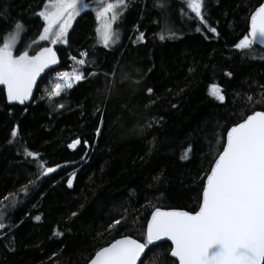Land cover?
<instances>
[{
    "label": "trees",
    "instance_id": "obj_1",
    "mask_svg": "<svg viewBox=\"0 0 264 264\" xmlns=\"http://www.w3.org/2000/svg\"><path fill=\"white\" fill-rule=\"evenodd\" d=\"M46 1L0 0V46L18 22L15 54L47 45H33ZM261 2L201 0V19L188 0H127L105 47L100 0H86L31 103L9 105L0 88V264H87L119 237L143 242L155 208H198L227 129L264 111V50L235 47ZM60 72L84 79L51 95ZM169 250L146 264H177Z\"/></svg>",
    "mask_w": 264,
    "mask_h": 264
},
{
    "label": "snow or ice",
    "instance_id": "obj_2",
    "mask_svg": "<svg viewBox=\"0 0 264 264\" xmlns=\"http://www.w3.org/2000/svg\"><path fill=\"white\" fill-rule=\"evenodd\" d=\"M100 5L96 13L98 19L112 13L103 31L107 47L114 36L112 22L118 17L115 10L126 7L127 0L106 4L100 0ZM82 7H86V0L83 4L81 0H48L44 10L38 13L45 21L39 39L48 40L53 25L63 20L51 42L64 40L70 21ZM188 7L203 19L201 0H188ZM15 27L19 32L22 25L18 22ZM17 34L6 38L0 46V84L5 86L9 101L22 104L31 95L36 78L50 64H56L57 58L56 53L47 47L34 56L27 52L14 56ZM160 38L164 39L163 36ZM257 42L264 45V4L251 14L250 31L235 47L249 49ZM82 79V74L73 73L64 84H56L51 95L59 96L63 87L70 88L72 81ZM148 91L151 93L152 90ZM210 95L221 102L225 99L220 87L215 84L210 85ZM248 101L251 102L252 97H248ZM16 136L17 131L13 129L12 137ZM79 143V140H74L68 147L74 148ZM26 154L38 159L37 154ZM53 171V168H46V173ZM71 183L70 180V187ZM39 219L36 217V220ZM119 223L120 220H114L109 227ZM3 227L0 222V228ZM164 238L171 241L170 256L176 258L179 264H264V111H253L242 122L228 129L223 151L203 182L198 211H161L156 208L148 221L143 242L124 236L97 250L89 264H146L150 256L156 255L152 250L158 247L157 242Z\"/></svg>",
    "mask_w": 264,
    "mask_h": 264
},
{
    "label": "water",
    "instance_id": "obj_3",
    "mask_svg": "<svg viewBox=\"0 0 264 264\" xmlns=\"http://www.w3.org/2000/svg\"><path fill=\"white\" fill-rule=\"evenodd\" d=\"M261 4H264V0H262V2H261L256 8H258ZM256 8L250 13L249 18H248V30H249V31H250V17H251V14L256 10ZM248 33H249V32H248ZM255 44L258 45L261 49L264 50V45H261L259 42L255 43ZM45 47H47V48H51V49L56 53L57 63L54 64V65H53V64H50L49 67L45 68L44 71H43V72H42V73L36 78V83L33 85L32 93H31V95L28 97V99H26V100L24 101V103L21 104V103L18 102V101H9L8 96H7V90H6L5 86L2 85V84H0V88L3 89V91H4V96H5V99H6V102H7L9 105H20V106H24V105H28L29 103H31V101H32V99H33V96H34V93H35V90H36V87H37V85H38L39 80H40L44 75L48 74L49 72H51V71H53V70H55V69H57V68L59 67V65H60V59H59V56H58L57 51H56V49H55V47H54L53 44L44 45V46L40 47L37 51H35L34 53H32V54H30V53H28V52H27V53H28L30 56H34V55H36L38 52H40L42 48H45ZM22 53H23V52H22ZM20 54H21V53H19V54H15V52H13V55H14V56H18V55H20ZM251 114H252V113H251ZM249 115H250V114H249ZM246 117H247V116H246ZM244 119H246V118H244ZM242 121H243V120H241L240 122H242ZM238 123H239V122H238ZM233 126H235V125L230 126L228 129H230V128L233 127ZM228 129H227V131H228ZM227 131H226V133H225L224 143H226V139H227ZM222 151H223V147H222V149H221L220 152H222ZM220 152H219V153H220ZM218 155H219V154H218ZM218 155H217L216 158H218ZM216 158H215V159H216ZM214 162H215V160L213 161L212 164H214ZM212 164H211V166H212ZM211 166H210V169H209L208 173L211 171ZM208 173H207V174H208ZM206 179H207V175L205 176L204 181H206ZM201 202H202V191H201V196H200V202H199V205H200ZM155 209H156V208H155ZM155 209H154L153 211H155ZM159 209H160V208H159ZM160 210H161V211H171V210H181V211H186V210H184V209H160ZM198 210H199V206H198V208H197L194 212H190V213H195V212L198 211ZM153 211H152V212H153ZM152 212L150 213L149 218H148V220H147V222H146V225H145V234H146V230H147L148 221L151 219ZM123 237H124V236H123ZM123 237H119V238H117V239H121V238H123ZM128 237L134 239V238L131 237V236H128ZM117 239H115V240H117ZM115 240H113L112 242H114ZM112 242H110V243H112ZM162 242H167V243H169V245L171 246V241L167 240V238H164L162 241L157 242V244L162 243ZM110 243H109V244H110ZM109 244H108V245H109ZM108 245H105V246H103V247H106V246H108ZM101 248H102V247H101ZM98 250H99V249H98ZM94 254H95V253H94ZM94 254H93V256H94ZM93 256H92V257H93ZM92 257H91V258H92ZM169 257L172 258V259H174V260L177 262V264H179V261L176 260V258L170 256V250H169ZM91 258H90V259H91ZM90 259H89V261L87 262V264H89ZM138 264H139V262H138Z\"/></svg>",
    "mask_w": 264,
    "mask_h": 264
},
{
    "label": "rangeland",
    "instance_id": "obj_4",
    "mask_svg": "<svg viewBox=\"0 0 264 264\" xmlns=\"http://www.w3.org/2000/svg\"><path fill=\"white\" fill-rule=\"evenodd\" d=\"M46 3H48V0L46 1ZM46 3L44 4V6H43V8L41 9V11L44 10ZM81 3L83 4V3H84V0H81ZM114 3H116V2H114ZM84 9H85V7H82L80 12H82ZM41 11H40V12H41ZM115 11L117 12V14H119V12L121 11V7H120V8H117ZM111 15H112V13H108V14H107V17H101V18H99V19L97 18V38H98L99 42H100L102 45H104V46H105V44H104V40H103L104 26H105V23H107V22L110 21ZM76 16H77V15H76ZM76 16H75V17H76ZM75 17H74V18H75ZM41 18H42V17H41ZM74 18L70 21V26L67 28V32H68L69 28L71 27ZM42 20H43V18H42ZM63 22H64V21L61 20V21L58 22L57 24L53 25L52 32L49 33V39H48V40H43V41L40 40V39H39V36H40V35H39V36L37 37V39L34 41L33 45L41 44V43H48V44L60 45V44L65 43L67 32H66V35H65V37H64V40H62V41H61V40H58L56 43H52V42H51L52 39H55V35H54V34H55L56 32L59 31V26H60V24L63 23ZM43 23H44V25H43V28H42L40 34L43 32V29H44V27H45V21H44V20H43ZM114 23H115V22H112V29H111L113 33H114ZM20 24H21V23H20ZM98 29H99L100 31H98ZM21 31H22V27H21V29L19 30V32H18V30L16 29V27H14V29L12 30V32L9 33V34L5 37V39H6V38H10L11 35H13V34H17V32H18V34H17V39H16V43H15L14 46H13V52L15 51L16 46H17V43H18V41H19V39H20ZM5 39H4V41H5ZM113 39H114V36H113L112 40L109 41L108 46H110V45L112 44ZM4 41H3V43H4ZM3 43H2V45H3ZM48 44H47V45H48ZM2 45H1V46H2ZM65 74H67V76H65ZM71 76H72V75H71V74H68V72H60V74H59V81H58L56 84H58V83H60V84H64V81H65L66 79L70 78ZM61 77H64V79H61ZM65 87H66V86H65ZM65 87H63V88H65ZM209 91H210V89H209ZM70 144H71V143H70ZM71 149H72V148H71Z\"/></svg>",
    "mask_w": 264,
    "mask_h": 264
},
{
    "label": "bare ground",
    "instance_id": "obj_5",
    "mask_svg": "<svg viewBox=\"0 0 264 264\" xmlns=\"http://www.w3.org/2000/svg\"><path fill=\"white\" fill-rule=\"evenodd\" d=\"M40 81V80H39Z\"/></svg>",
    "mask_w": 264,
    "mask_h": 264
}]
</instances>
